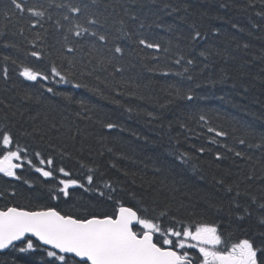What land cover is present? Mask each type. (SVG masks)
<instances>
[{
	"label": "trees",
	"instance_id": "trees-1",
	"mask_svg": "<svg viewBox=\"0 0 264 264\" xmlns=\"http://www.w3.org/2000/svg\"><path fill=\"white\" fill-rule=\"evenodd\" d=\"M17 2L44 15L20 12L12 0H0V129L11 130L13 150L16 142L26 147L38 167L35 152L51 157V168L64 167L85 186L52 200L51 191L66 177L56 171L54 178H44L25 161L17 170L21 179L0 176V208L111 212L104 188L111 182L115 199L150 214L166 211V224L173 216L216 223L228 244L244 238L260 243L264 0ZM73 7L80 11L72 12ZM77 24L88 32L77 37ZM193 25L203 34L195 42ZM144 38L160 49L138 45ZM117 46L122 53H114ZM53 65L70 82L56 83ZM22 66L49 80H26L19 74ZM108 123L116 127L109 129ZM3 151L0 147V155ZM88 174L94 176L91 186ZM48 259L43 249L0 252V264Z\"/></svg>",
	"mask_w": 264,
	"mask_h": 264
},
{
	"label": "snow or ice",
	"instance_id": "snow-or-ice-1",
	"mask_svg": "<svg viewBox=\"0 0 264 264\" xmlns=\"http://www.w3.org/2000/svg\"><path fill=\"white\" fill-rule=\"evenodd\" d=\"M12 3L20 12L27 11L37 17L44 15L32 7L26 9L24 4L17 0H12ZM71 11L79 12L80 8L73 7ZM75 29L77 37L88 32L87 28H82L79 24ZM192 29L191 40H200L203 36L201 31L195 25ZM91 34L97 35L95 32ZM99 40L104 41L106 37L100 35ZM137 43L148 49L158 50L161 47L159 43L149 42L147 38L139 39ZM122 52L121 47H115L114 53ZM31 55L40 58L41 53L32 52ZM200 55L204 56L205 52ZM181 59H177L176 63L180 64ZM100 61L105 62V57L101 56ZM107 62L110 63L111 58H108ZM187 63L191 65L194 61L188 60ZM50 72L53 80L59 77L56 83L70 82L67 76L61 75L55 65L51 67ZM19 74L29 81L49 80V75L28 66H22ZM4 75L7 77V68L4 69ZM75 87L81 85L77 84ZM46 90L53 92L51 87ZM187 98L192 99L191 96ZM106 127L112 129L116 125L108 123ZM217 135L224 136L226 133L218 132ZM213 143L216 141L213 140ZM13 145L12 131L0 129V147L4 149L3 155H0V173L4 176L21 179L17 175V169L23 168L26 161L28 166L44 178H54L56 171L66 177L59 179L61 187L51 191L52 200H59L61 195L69 197V189L74 186L84 188L85 185L80 180L73 179L64 167L58 170L51 168L54 164L51 157L45 159L40 152H35L33 155L38 159V167L28 158L26 147L21 148L16 142L13 150ZM199 151L204 152L205 149L200 148ZM219 158L217 153V159ZM89 172L91 173V169ZM86 181L91 186L94 176L88 174ZM104 188L109 190L107 200L112 202L111 212H92L85 209L81 214H72L51 206H39L36 210L15 206L0 208V250L11 248L19 253H29L43 249L46 257L50 258L43 264H264V233L261 234L259 244L249 238L228 244L216 223H186L173 216L166 224V211L150 214L143 206H126L123 200L114 198L116 189L111 182H105ZM228 191H231V188ZM99 196L104 197L105 192L99 191ZM261 207L264 208V205ZM239 218L243 219L242 216ZM190 249L197 250L198 254L191 255Z\"/></svg>",
	"mask_w": 264,
	"mask_h": 264
},
{
	"label": "water",
	"instance_id": "water-1",
	"mask_svg": "<svg viewBox=\"0 0 264 264\" xmlns=\"http://www.w3.org/2000/svg\"><path fill=\"white\" fill-rule=\"evenodd\" d=\"M8 249H5V250H0V252H5V251H7Z\"/></svg>",
	"mask_w": 264,
	"mask_h": 264
},
{
	"label": "rangeland",
	"instance_id": "rangeland-1",
	"mask_svg": "<svg viewBox=\"0 0 264 264\" xmlns=\"http://www.w3.org/2000/svg\"><path fill=\"white\" fill-rule=\"evenodd\" d=\"M191 250H194V251H196L197 252V250H195V249H191ZM198 253V252H197Z\"/></svg>",
	"mask_w": 264,
	"mask_h": 264
},
{
	"label": "bare ground",
	"instance_id": "bare-ground-1",
	"mask_svg": "<svg viewBox=\"0 0 264 264\" xmlns=\"http://www.w3.org/2000/svg\"><path fill=\"white\" fill-rule=\"evenodd\" d=\"M166 219V218H165ZM218 223V222H217ZM226 224V223H225ZM243 228V227H242ZM225 236V235H224ZM225 238V237H224ZM240 238V237H239ZM227 242V241H226Z\"/></svg>",
	"mask_w": 264,
	"mask_h": 264
}]
</instances>
